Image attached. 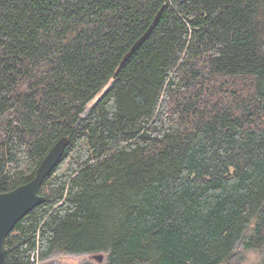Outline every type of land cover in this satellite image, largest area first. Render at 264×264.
<instances>
[{"label": "trees", "instance_id": "obj_1", "mask_svg": "<svg viewBox=\"0 0 264 264\" xmlns=\"http://www.w3.org/2000/svg\"><path fill=\"white\" fill-rule=\"evenodd\" d=\"M62 136L5 264H243L239 242L264 247V0H0V193Z\"/></svg>", "mask_w": 264, "mask_h": 264}, {"label": "water", "instance_id": "obj_2", "mask_svg": "<svg viewBox=\"0 0 264 264\" xmlns=\"http://www.w3.org/2000/svg\"><path fill=\"white\" fill-rule=\"evenodd\" d=\"M159 15L160 11L156 13L146 30L124 54L120 60L117 70L149 36L159 18ZM117 70L113 76L116 75ZM67 144V137L62 136L58 138L40 161L39 165L35 169L33 178L9 191L0 193V264H5L6 262L7 250L4 245L5 237L18 220H20L33 207L44 201V197L38 194V188L43 178L53 169L57 161L60 159ZM92 257L98 263L103 260V254L101 253L94 254Z\"/></svg>", "mask_w": 264, "mask_h": 264}, {"label": "rangeland", "instance_id": "obj_3", "mask_svg": "<svg viewBox=\"0 0 264 264\" xmlns=\"http://www.w3.org/2000/svg\"><path fill=\"white\" fill-rule=\"evenodd\" d=\"M97 98V96L88 103L89 107ZM236 250H242L244 253L243 264H256L264 258V247L261 249H249L244 250L242 244L239 242L236 246ZM86 259H92L90 254H59L54 256V262L59 264H79Z\"/></svg>", "mask_w": 264, "mask_h": 264}, {"label": "bare ground", "instance_id": "obj_4", "mask_svg": "<svg viewBox=\"0 0 264 264\" xmlns=\"http://www.w3.org/2000/svg\"><path fill=\"white\" fill-rule=\"evenodd\" d=\"M33 261H35V259Z\"/></svg>", "mask_w": 264, "mask_h": 264}, {"label": "built area", "instance_id": "obj_5", "mask_svg": "<svg viewBox=\"0 0 264 264\" xmlns=\"http://www.w3.org/2000/svg\"><path fill=\"white\" fill-rule=\"evenodd\" d=\"M34 259H32V261H33Z\"/></svg>", "mask_w": 264, "mask_h": 264}]
</instances>
